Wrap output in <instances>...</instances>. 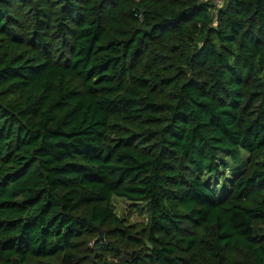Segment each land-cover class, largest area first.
I'll list each match as a JSON object with an SVG mask.
<instances>
[{
  "label": "trees",
  "instance_id": "1",
  "mask_svg": "<svg viewBox=\"0 0 264 264\" xmlns=\"http://www.w3.org/2000/svg\"><path fill=\"white\" fill-rule=\"evenodd\" d=\"M114 260L264 264V0H0V264Z\"/></svg>",
  "mask_w": 264,
  "mask_h": 264
},
{
  "label": "rangeland",
  "instance_id": "2",
  "mask_svg": "<svg viewBox=\"0 0 264 264\" xmlns=\"http://www.w3.org/2000/svg\"><path fill=\"white\" fill-rule=\"evenodd\" d=\"M232 170L227 171V175L232 176L234 172H231ZM235 176V175H233ZM111 207L118 216L122 223L129 226L131 230V234L142 238L143 235V227L145 226V223L147 222V217L144 212L138 211L135 207H132L130 203L124 199L123 197L113 196L111 198ZM109 227L108 224H105L103 228H99L98 231L102 233V237H99V232H95L90 237V241L88 242V245L91 247L94 245V242L96 241H104L105 236H109V234H106L105 230ZM113 239L116 240L114 237ZM114 240V241H115ZM119 244L120 249L122 252H127L129 250H133L135 247L132 244L126 243L122 240L115 241ZM114 263L118 264V261L114 260Z\"/></svg>",
  "mask_w": 264,
  "mask_h": 264
},
{
  "label": "built area",
  "instance_id": "3",
  "mask_svg": "<svg viewBox=\"0 0 264 264\" xmlns=\"http://www.w3.org/2000/svg\"><path fill=\"white\" fill-rule=\"evenodd\" d=\"M215 7H220L222 5V0H212Z\"/></svg>",
  "mask_w": 264,
  "mask_h": 264
},
{
  "label": "water",
  "instance_id": "4",
  "mask_svg": "<svg viewBox=\"0 0 264 264\" xmlns=\"http://www.w3.org/2000/svg\"><path fill=\"white\" fill-rule=\"evenodd\" d=\"M99 237L101 238L102 237V233L99 231Z\"/></svg>",
  "mask_w": 264,
  "mask_h": 264
}]
</instances>
